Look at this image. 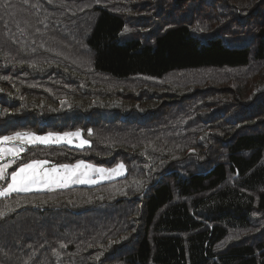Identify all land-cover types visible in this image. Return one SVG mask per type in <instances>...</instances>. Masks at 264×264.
I'll list each match as a JSON object with an SVG mask.
<instances>
[{
    "label": "trees",
    "instance_id": "obj_1",
    "mask_svg": "<svg viewBox=\"0 0 264 264\" xmlns=\"http://www.w3.org/2000/svg\"><path fill=\"white\" fill-rule=\"evenodd\" d=\"M73 129L14 160L126 173L0 197V264H264V0H0V136Z\"/></svg>",
    "mask_w": 264,
    "mask_h": 264
},
{
    "label": "snow or ice",
    "instance_id": "obj_2",
    "mask_svg": "<svg viewBox=\"0 0 264 264\" xmlns=\"http://www.w3.org/2000/svg\"><path fill=\"white\" fill-rule=\"evenodd\" d=\"M203 29H201L202 31ZM125 32L128 31L127 27L124 29ZM4 79H7V77H4ZM63 103V102H62ZM7 109H4V112H7ZM91 133V130H89ZM70 137H80V130H77L73 133H63V134H57V133H47L44 136H37L34 133H14L11 136H0V143L7 142V141H13V140H21L22 142H26L28 144H34L37 142L48 144V143H59L61 140L68 139ZM69 142L71 140L69 139ZM89 143L87 140L81 139L80 145L83 146L85 144ZM5 151L12 152L13 154H17L19 151H23L22 148L19 149H2L0 148V154H3ZM15 161L12 160L9 162V164L14 163ZM47 163L45 161H32L30 163H26L21 165L16 171H13L11 173V182L8 183V186L3 191H0V196L5 195L10 192H17V191H23L28 192L32 191L34 187H50L53 184H56L57 186H60L61 184H66L69 180L72 179V177L77 176L78 174H85L86 171L81 172V169L84 170L88 169H94L95 171L103 174L105 172H116L117 170L123 169L124 165L123 163L117 165L115 169H103V168H94L91 164H85L84 161L77 162L76 165H59L58 167L60 169H64L65 173L63 176L53 175L57 173V168H52L50 170L44 169L41 171L42 166ZM9 165H4L3 167H0V179H3L7 173L6 169ZM85 182V181H80ZM46 203V201H45ZM9 211H13L14 209L9 208ZM5 213L3 211H0V217L4 216ZM231 239V238H230Z\"/></svg>",
    "mask_w": 264,
    "mask_h": 264
},
{
    "label": "rangeland",
    "instance_id": "obj_3",
    "mask_svg": "<svg viewBox=\"0 0 264 264\" xmlns=\"http://www.w3.org/2000/svg\"><path fill=\"white\" fill-rule=\"evenodd\" d=\"M77 130H80V129H73V130H70V131H68V130H65V131L47 130V131H44V132L28 131V132H23V133H34L37 136H44L47 133L63 134V133H73V132H76ZM13 134H11V135H13ZM11 135H7V136H11ZM2 136H6V135H2ZM69 139L71 140V142H69ZM81 139L85 140L83 138V136L81 135V131H80V137H70L68 139L61 140V142H59V143L66 142V143L81 147V146H79ZM34 144H44V143L37 142V143H34ZM48 144H57V143H48ZM15 145L18 146L19 148H22L24 150L26 148V146H29V145H32V144H28L26 142H22L21 140L17 139V140H13V141H7V142L0 143V148L5 149V150L13 149V148L18 149V148H16ZM19 152H22V151H19ZM17 154H13L12 152H8V151H5L3 154H0V167H3L4 165H9L7 167V169H6L7 175L3 179H0V191H3L4 189L7 188L8 183L11 182V173L13 171H16L21 165L26 164V163H30L32 161H45L43 159H33L31 161H27V162H24V163L17 164L16 161L14 160V156H16ZM12 160H14L15 162L9 164V162L12 161ZM79 161H84L85 164H91V165L94 166V168H103V169H115L117 167V165L121 164V163H117V164H115L113 166H106V165H102V164H98V163L87 162L85 160H77V161H74V162L58 163V164L45 163L42 166L41 171L44 170V169L50 170L52 168H57V173H55L53 175H57L58 174L59 176H63L64 173H65V170L64 169H60L58 167L59 165H76L77 162H79ZM123 165H124V163H123ZM84 171H86V175L85 174H78L77 176L72 177V179L69 180L66 184H61L60 186H57L56 184H53L50 187H39V188L34 187L32 191L52 190V189H56V188L70 187V186H74V185H93V184H97V183H100V182H104V181L115 179L117 177H121L122 175H124L126 173V166L124 165L123 169L117 170L116 172H105L103 174L95 171L94 169L84 170L82 168L81 172H84ZM80 181H85V182H80ZM17 192H23V191H17ZM10 193H14V192H10ZM10 193H7L5 195H8ZM2 196H0V197H2Z\"/></svg>",
    "mask_w": 264,
    "mask_h": 264
},
{
    "label": "bare ground",
    "instance_id": "obj_4",
    "mask_svg": "<svg viewBox=\"0 0 264 264\" xmlns=\"http://www.w3.org/2000/svg\"><path fill=\"white\" fill-rule=\"evenodd\" d=\"M16 146V145H15ZM16 148H18L19 149V147L18 146H16Z\"/></svg>",
    "mask_w": 264,
    "mask_h": 264
}]
</instances>
